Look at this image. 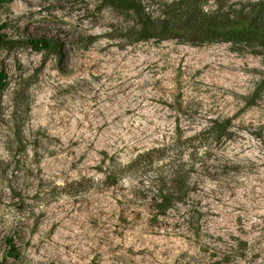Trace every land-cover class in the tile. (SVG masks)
Instances as JSON below:
<instances>
[{"label":"rangeland","instance_id":"374dc122","mask_svg":"<svg viewBox=\"0 0 264 264\" xmlns=\"http://www.w3.org/2000/svg\"><path fill=\"white\" fill-rule=\"evenodd\" d=\"M141 1L264 21V0ZM133 22L103 0L0 5V263L264 264V27L139 39ZM227 118L226 136L202 133ZM182 162L189 190L161 213L157 189Z\"/></svg>","mask_w":264,"mask_h":264},{"label":"trees","instance_id":"16d2710c","mask_svg":"<svg viewBox=\"0 0 264 264\" xmlns=\"http://www.w3.org/2000/svg\"><path fill=\"white\" fill-rule=\"evenodd\" d=\"M10 1L11 0H0V5ZM103 3L105 6L111 7L120 12L132 14L134 16L133 23L139 26L138 29H134L136 30L137 38L139 39L161 36L168 33V31L170 32L171 29L177 28L179 31L188 29L200 39L205 40H252V35L255 33H261V30L264 27V21L262 18L255 15L253 16V14H251L252 10L246 12V14H242L241 12L225 13L221 11L222 7L212 11H204L202 7L200 8L197 5L195 10L182 12L173 18L172 16H155L152 11H149V9L146 8L141 0H103ZM132 28H135V26L133 25ZM11 41L12 40L7 39V36L4 33L0 32V45H6ZM27 42L30 47L36 50L50 48L52 46V42L44 37H30L27 39ZM5 77V72L0 71V91L6 85V82L4 81ZM17 109L16 106V110L13 112L15 113ZM229 123V118L213 120L208 128L202 133L212 135L216 138L226 136ZM16 134H20L19 126L17 127ZM161 149L162 148H152L146 152L140 153L134 158V160L126 165V168H129L130 166L132 167L135 164L136 166L140 165L142 162L146 161L147 157H151L152 152ZM159 155L160 154H158L157 157H160ZM150 160L153 161V159ZM171 166L173 167L169 172V178L166 179L157 189L158 201L156 202V208L161 213H165L175 202L182 201L190 187L188 174L193 168V163L182 162ZM107 177L112 183L118 182L119 180V174L116 177V174L113 172H109ZM76 184H81V182L76 181ZM189 211H192V213H190L191 215L194 213V210ZM11 248L15 250V245L12 244Z\"/></svg>","mask_w":264,"mask_h":264}]
</instances>
